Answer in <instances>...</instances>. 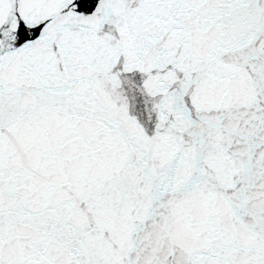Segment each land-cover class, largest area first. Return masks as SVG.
Wrapping results in <instances>:
<instances>
[{
    "label": "snow or ice",
    "instance_id": "6c2138e0",
    "mask_svg": "<svg viewBox=\"0 0 264 264\" xmlns=\"http://www.w3.org/2000/svg\"><path fill=\"white\" fill-rule=\"evenodd\" d=\"M0 264H264V0H0Z\"/></svg>",
    "mask_w": 264,
    "mask_h": 264
}]
</instances>
